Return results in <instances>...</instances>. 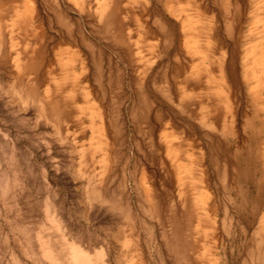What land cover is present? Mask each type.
<instances>
[{
  "label": "rangeland",
  "instance_id": "obj_1",
  "mask_svg": "<svg viewBox=\"0 0 264 264\" xmlns=\"http://www.w3.org/2000/svg\"><path fill=\"white\" fill-rule=\"evenodd\" d=\"M31 1L36 24L11 36L12 13L1 19L0 264H52L43 251L63 238L92 255L102 247L114 264L121 244L112 235L123 225L135 229L145 264H264V96L244 86L243 49L222 101L198 94L194 81L180 88L190 57L166 0H108V24L97 0ZM228 1L225 17L214 0H202L208 12L199 15L207 28L216 20L223 40L249 3ZM158 10L178 31H158ZM259 14L264 25V5ZM169 146L199 181L181 187ZM93 182L110 201L86 208ZM200 192L206 200L195 203Z\"/></svg>",
  "mask_w": 264,
  "mask_h": 264
},
{
  "label": "bare ground",
  "instance_id": "obj_2",
  "mask_svg": "<svg viewBox=\"0 0 264 264\" xmlns=\"http://www.w3.org/2000/svg\"><path fill=\"white\" fill-rule=\"evenodd\" d=\"M17 1L18 0H0V40L2 38V32H1L2 16L5 15L9 16L12 13L8 19L9 26L12 28L10 30L11 36L13 35V33L14 35L17 34L16 30L13 28L14 26L24 24L26 27L27 25L36 24L35 18H37L38 21L41 20L40 14L35 13V8L34 5L31 3L32 2L31 0H23L24 5L22 6V9H20V7L16 5ZM74 1L75 4H79L80 6H83V0H77V3L76 0ZM175 1H178L180 3V1L182 0H166L165 7L166 9H168L167 11L169 18L173 19L176 22L179 31L182 33V36H184V45L187 50L186 53L189 54L190 57L188 60L189 66L186 70L187 72L186 73L184 72L185 74L184 76H186L184 79L185 82L181 84L180 88L184 89L186 87V83H190L191 81L192 82L194 81L196 85L198 86L200 85L199 86L200 93L198 94L202 95L203 93H206L207 97H210L212 93L213 95L212 98H220L222 99V101L227 100L229 95L227 94L228 92L225 89V81L227 80L231 84H236L238 82L239 72L236 69V66L238 65L237 57L239 58L238 55H240L243 49L245 53L242 56L243 58L242 64H244L245 66V70L243 69L244 86L245 87L249 86V94L252 95L253 98L258 99L261 97L262 94L264 96V46L262 44V41L260 40V38L264 34V25L262 19L259 17L260 7L264 5V0L262 1L249 0L248 9L246 13H242L240 7L236 8V10L234 11L236 13L235 19L233 23L230 24V26H228L230 32L228 31L229 32L228 35L225 34L226 37L228 36L227 39L225 40H223L220 36L222 30L220 31L221 26L216 22V20L213 22L210 20L211 22L207 23L209 25L208 28L203 25V21L201 20V17L199 15L208 12V10L207 7L203 4L202 0H190L186 2L187 9H184L182 8V6L179 5L175 6L174 5ZM35 2L37 3V0ZM214 4L218 8V14L219 15L222 14L223 17H225V15L229 12V8H230L229 1L226 2V0H214ZM189 7L192 8V11L189 10ZM96 13L98 15L99 22H104L108 24L112 16V12L110 10V5L108 3V0H97ZM156 13L159 14V16L157 15L158 18L155 21L157 24L158 31L164 33V30L168 26H172V30L173 29L177 30V26L171 23V20L167 16H165V11L158 10ZM248 20H250L251 22L250 21L248 22ZM244 23H246V26L244 29H242L244 27ZM235 27L238 28L237 29L238 32L236 33V36L233 35V31H232L233 29H235ZM170 33L174 34L173 32ZM201 34H206V39L203 45L200 44V39H199ZM226 47L230 48L228 52L225 50ZM211 53H219V55L216 56L215 60L212 62L214 65L213 68L209 66L211 63L209 62V55ZM227 53L228 56H226ZM16 63H18V61ZM247 63H249L250 65L248 69L246 68ZM181 66L182 68L184 67L183 65ZM175 71L177 72V70ZM203 82L206 83L207 85L202 84ZM185 91H181L182 94L180 95V98H186V97L188 98V96L190 95L192 96L193 94L192 89H191L192 93L189 91L190 95L188 91L187 92ZM194 94H196V92ZM194 97H196V95ZM203 111L205 110L203 109ZM95 113L97 114V112L94 110V115ZM201 117L204 116H202L201 114ZM217 123L218 122H216V124ZM214 124L211 123L212 126ZM204 125L206 126V124ZM207 127H209V125ZM223 129H225V127ZM97 132L99 135V140H101V138H103L102 135H104L103 128L98 127ZM98 145L102 150L104 143L100 141ZM168 149H170V146L168 147ZM168 153L171 159L174 160L175 168H176L175 169L176 179L177 182L181 185V187L185 185L186 182H189L191 180L199 181L200 177H198V175L195 174L192 163H187V164L183 163L181 160H179V157L176 155V151L172 150V148L168 150ZM106 159H107L106 153H102V161L105 162ZM100 182H93L92 183L93 187L91 188V190L88 187L90 191L85 192L84 203L86 208H90L91 206H93V204L101 206L109 203L110 201V200L108 201L109 198L107 199V196H105L100 191H98V185H100ZM144 183L145 182H143V184ZM155 196L156 195H154V192L150 190V187L144 185V197L146 201L149 203L151 202V204H153L155 200ZM205 200H206V195L203 192H200L195 199V203H197V201L199 203H203ZM173 213L175 214V212ZM203 214L204 216L202 217L205 218V213ZM201 221L202 220H199L200 223ZM197 227L201 228L202 226L201 224L200 226L198 224ZM125 229L126 228L123 225L119 230L114 231L115 233H113L112 235L115 242L121 244L120 254L118 255V259L115 260L114 264H145L142 255L138 253L143 248L140 249L141 246L139 244V239L137 237V234L134 233L135 229L132 232L130 228L129 231H131V233L129 234L127 233L128 231H126ZM62 242L63 243H58V245H55L53 248L50 249L46 248V250L43 251L44 258L46 257L47 261L50 260V263L52 264H112L111 261L108 258H106L107 254L103 251L102 247H100L99 250H94L95 253L92 255L93 252L90 251L88 247L77 244L74 240L63 238ZM137 261H139V263H137Z\"/></svg>",
  "mask_w": 264,
  "mask_h": 264
}]
</instances>
